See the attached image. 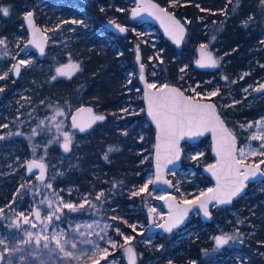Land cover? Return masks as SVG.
Instances as JSON below:
<instances>
[{
    "label": "rangeland",
    "instance_id": "rangeland-1",
    "mask_svg": "<svg viewBox=\"0 0 264 264\" xmlns=\"http://www.w3.org/2000/svg\"><path fill=\"white\" fill-rule=\"evenodd\" d=\"M46 1L47 0H43V2ZM116 1L118 0H107V3L110 8L112 7L123 12L127 11L128 14L136 2V0H120L119 3ZM177 1L178 0H168L166 7L169 8V6H174ZM14 4L15 0H0V9H9V14L7 16H4L2 11H0L1 26H4V22L10 17ZM19 4L21 5V3ZM54 10H56V8L51 11ZM60 15L61 14H57L60 18L59 20L56 17L50 21L51 15L48 14L47 19H49V28L45 29L50 38L52 36H57L51 39L52 44L61 45L62 48L70 47L79 42L82 38L80 34H78L79 29L76 25L83 24L85 19L61 18ZM83 26L87 28V30L90 29L86 23H84ZM127 26L142 37V40L146 41L152 49L147 59L141 58L146 66L148 76L151 77V84L160 86L167 83L168 77L164 70L161 69L160 65V61L163 59L162 52L165 50L164 44H162L165 36L161 33L158 26L150 22H129ZM25 39L26 36L24 35V43ZM0 41H3V43H0V77H2L0 78V94L2 95L7 88V80L13 78L11 73V61L18 57L19 51L17 50V46L14 47L16 52L13 50L14 48L9 46L5 36H0ZM17 45H19V43ZM107 45L117 48V42L110 35L107 40ZM202 45L204 46L203 48L201 47ZM133 48L134 55L136 56L137 47L134 46ZM196 50L197 56L193 59V66L188 63L182 64L179 67L180 76H184L185 73L187 75L196 68L202 69L196 65V60L200 51L206 50L215 53V51L209 47L208 40L201 41L197 45ZM66 51L67 52H62V54L71 55L69 50ZM118 51L120 54L121 51ZM217 58L218 61L215 66L209 69L212 72L209 78L198 80L185 78V81H180L183 85L177 83L179 82L178 80L168 83L180 86L191 96L213 99L220 110H227L228 114L225 115L227 117L226 120L227 122L229 121L230 127L239 137L240 146H243L245 149L243 156L238 155L237 152L238 159L247 163L264 161V155H261V153H264V139H253V136L264 137V113L256 119L248 118L239 121L232 119L230 116L231 111L236 112L234 111V106L238 104L250 105L255 100L264 99V90H261V85H264V74L240 87H229L227 82H224L226 74L220 71L222 66L221 59L218 56ZM36 60V55H33L31 52H24V67L30 68L35 64ZM149 64L151 65V69L147 71V65ZM251 72L252 70H243L238 79H233V83ZM139 74V65L138 69H129L127 71L124 84L126 89L123 91L128 94L124 100L122 99V101H120L121 106L119 110L111 112L115 118L99 124L96 130H92L89 133L95 134L96 132H102L103 129H111L115 133H121L124 136L130 133L132 135L137 134L138 140L145 141V146L141 149V151L144 152L142 160V162H144L149 156L153 157L154 140L153 142H149L147 138V135H149L147 131L149 121L147 120V122H143L141 125L136 126V121L128 122L127 119L130 115L141 113L143 109H145L144 106H140L134 101V99H139L141 96L143 97L140 85L133 83L135 78L138 79ZM195 76L196 74L192 75L193 78ZM212 77H215V82L217 84H214L215 82H213ZM27 84H29V82L24 83V93L22 90L16 91L19 95L15 96V101H13V103L8 102L4 104L6 107L12 108L14 104H17L19 108H22V105H24V134L31 147L30 151L32 150L30 154L24 155V160L33 155L35 158L48 160V148L52 146V143H56L57 140V143L62 146L65 141V133H67L74 149L79 150V146L83 142V139L70 124L69 117L75 107L89 102L82 97L78 98V96L77 98H73L72 96H69V98L64 96L62 98V96H60L59 103L56 100L54 101L51 96H43V98L34 101L35 94L32 95L26 92L28 87H33ZM223 87H225L226 90H222ZM31 88L30 90H32ZM214 91L217 92V95L212 96L211 93ZM23 97L24 103L22 102ZM238 108H240L239 110L241 111L243 110V107ZM97 110L101 113H105L99 109ZM17 117L21 118V113L17 114ZM42 121L43 123H41ZM210 147L211 142L209 138L203 139L200 142L183 143L182 166L178 169L169 170V176L175 184L172 192L180 201L195 199L213 186V182L203 172L204 165L215 160L214 157L208 153V148L210 149ZM120 148L106 145L104 155H108L110 152H116ZM253 153H255V155H253ZM71 156L72 154L70 157ZM64 157L65 156L61 153V168L57 170L61 173L59 177L64 176L62 175L63 164H67L69 161L68 158H70L68 156V158L66 157L67 160H64ZM49 163L51 166L49 178L46 181H40L39 179H32L27 175L24 162V180L15 183L12 182L10 187H14V191L11 197L5 205L0 204V239L4 241V243L0 244V255L2 257L0 264H82L80 259L74 255L81 249L82 243H80V241L84 240L83 236L85 233H89L86 237H90V240H94L93 238H95V236L92 234L97 229L102 230V234L109 239V244L104 246L105 252L102 259L93 263L87 262L86 264H130L129 248L134 249L136 253L134 264H178L173 261L170 255L165 254V240L170 238L171 233H178L177 235L179 236L176 240L179 241L176 242H181V239L185 237L186 240L189 241V237L193 235L195 237L204 233H207L205 234L207 240L211 239L210 233L212 230H210L209 226L205 224L206 222L200 218V211L198 209L193 210L187 224L179 227L177 230L171 233L157 231L147 235L149 225L148 210L150 209V212L153 213L154 222L156 224L161 223L168 213L161 202L166 191L154 188L152 187V183H148L149 180L153 181V165L150 166L145 164L142 167L144 176L141 182H138V178L132 175H129L128 178L121 175L119 185L112 184L111 178L103 179V182L108 181V185L98 188L95 192H91L89 190L83 191L79 186L55 187L53 182L56 172L54 170L52 158ZM19 166H23V164L20 162ZM262 167L264 169V163ZM5 172L6 171H4V173ZM7 182H11V180L7 179L5 183ZM98 182L101 184V181H96V183ZM145 184H148L147 188H144ZM10 187L7 188L9 189ZM141 189L144 190L141 191ZM263 190L264 178L253 183L249 187V191L251 192L247 193L242 199L245 201ZM101 193L103 195H101ZM133 193L138 194L133 195ZM98 196L99 199H97ZM133 198H136L137 201L134 203H129L127 201ZM22 200H24V209L21 207ZM117 200L121 201V203L117 202ZM67 203H72L76 211L65 208L64 205ZM82 204L83 207H80ZM242 207L243 204L240 208ZM221 208L223 207H215L214 212ZM36 212L40 213L39 218H37ZM21 213L24 215L21 216ZM49 216L52 217L51 221L48 219ZM25 217H27L28 223L24 222ZM56 217H59V219H56ZM236 220H240V218L236 216ZM33 225H35V227H33ZM236 225L237 224L234 225L233 230L229 233H233L234 235L240 233L239 227H236ZM29 232L32 233L31 237L27 235ZM54 233H64V235H57L53 238ZM81 233H84V235H81ZM44 237L48 239L45 240ZM125 237L129 239L126 240ZM37 238H39V243H37ZM213 238L214 243L210 246V250L204 254L207 258L217 256L218 252L225 249V247L217 248L215 236ZM57 239L61 240V247H65V251H71L73 255L66 256L64 252L60 250V247L57 246ZM65 239L70 240L71 243H75L76 248L72 249L71 243L64 246L63 240ZM45 243L49 244V248L46 249L43 247ZM96 243L99 244V242ZM14 249L18 250L14 251ZM50 249H54V251H50ZM240 253L238 254L240 255ZM191 262L196 263L197 259L193 258Z\"/></svg>",
    "mask_w": 264,
    "mask_h": 264
},
{
    "label": "trees",
    "instance_id": "trees-1",
    "mask_svg": "<svg viewBox=\"0 0 264 264\" xmlns=\"http://www.w3.org/2000/svg\"><path fill=\"white\" fill-rule=\"evenodd\" d=\"M157 1L165 6L168 2V0ZM65 4L66 2H64ZM85 6L86 10L76 8L77 11H60L61 17L64 18L85 19L83 24L76 25L79 29L78 34L82 38L79 42L68 47L73 57L80 60L83 69L75 77L62 81L60 96L62 98L64 96L67 98L69 96L82 97L87 102L94 104L97 109L107 113L108 119L112 120L115 117L111 112L119 110L120 101L124 100L128 94L123 91L126 89L124 84L127 71L138 69L137 52L135 56L133 47L140 49L144 59L148 58L152 49L146 41L142 40V37L129 28L126 34L108 30L110 36H116L117 48L107 45L102 51L90 50L88 45L93 35L88 36L90 33H86L82 36L86 31L93 32L94 25L102 28L106 19L110 20L116 16H119L120 20H124V23L127 24L131 19L127 11H119L110 8L109 5L106 9L99 10L96 8V0L85 3ZM168 9L173 10L180 18L187 21L189 26L188 38L182 48H177L166 38L162 43L165 50L162 52L163 59L160 61V65L168 77V82L178 80L177 83H180V81H185V78L198 80L211 76L212 72L209 69L198 68L187 75L185 73L184 76L179 74V67L182 64L188 63L193 66V59L197 56V45L205 40L209 41V47L215 51L216 56L220 57L222 64L220 71L226 74L224 82H227L229 87H240L264 74V0H191L189 3H186V0H178L174 6H169ZM84 23L90 27L89 30L83 26ZM91 26L93 27L91 28ZM118 50L121 51L120 54ZM150 69L151 65L149 64L147 71ZM243 70H252V72L233 83V79H238ZM193 74H196L194 78ZM150 78L149 76V80ZM215 81L214 77L213 82ZM133 83L139 85L138 79L135 78ZM222 90H226V88L223 87ZM134 101L140 106H144L142 97L134 99ZM238 107H243V110H239ZM234 109L236 112L231 111L230 115L234 120L257 118L264 113V99L255 100L250 105L238 104L234 106ZM222 113L227 115L228 111L225 110ZM127 119L128 122L136 121V126L147 122L145 109L141 113L130 115ZM97 128L98 125L93 130ZM147 131L149 132L147 135L149 142H153L154 127L150 122ZM80 135L83 142L79 146L76 158L78 160L77 172L84 177L79 184L83 191L95 192L98 189L97 185L88 181L87 174H90V178H92L94 175L93 165L103 163L102 158H104L106 145L121 147L116 152H110L105 156L109 174L114 171L116 175H123L125 178L132 175L138 178V182H141L144 176L142 167L145 164L153 165L152 156L142 162L144 152L141 149L145 146V141L138 140L137 134L130 133L124 136L111 129H103L99 133ZM63 166V174L68 179L69 170L66 168H69V163H65ZM7 187L6 184L0 187V204L4 203L6 198L11 197L14 191V187L9 189ZM250 192L248 190L247 193ZM127 201L134 203L137 199L133 198ZM242 204L243 207L240 208ZM236 216L240 220H236ZM205 224L214 233L225 232L222 234L235 236L236 239L230 240L227 245L223 246L224 250L210 258L204 255L212 245L206 239L205 234L195 237L193 235L189 237V241L186 240V237L181 239V242H176L179 241L176 239L172 242L165 240V254L170 255L173 261L178 264H264V190L245 201L240 198L235 200L232 206L215 211L212 219ZM235 224H237L236 227H239L240 233L234 235L229 232L233 230ZM193 258L197 259L196 263L191 262Z\"/></svg>",
    "mask_w": 264,
    "mask_h": 264
},
{
    "label": "flooded vegetation",
    "instance_id": "flooded-vegetation-1",
    "mask_svg": "<svg viewBox=\"0 0 264 264\" xmlns=\"http://www.w3.org/2000/svg\"><path fill=\"white\" fill-rule=\"evenodd\" d=\"M7 1H9V0H7ZM119 1L120 0H118V3H119ZM64 2H66L65 5H64ZM89 2H92V0H47L46 2H43V0H15V4L12 7V12H11L10 17H8V19H6V21L4 22V24H5L4 26L0 25V36H2V35L5 36L7 38L9 46H11L12 48L17 46L18 47L17 50L19 51L18 57L15 60L11 61V65H12V72L11 73L13 75V78L11 80H7V88L4 90V93L2 95L0 94V112H1V114H0V187L3 184H6L8 187H10L12 182L15 183V182H21V180H24V176H23L24 162H25V167H26L27 161L31 158H35L33 155V156L27 157L24 160V155L30 154L32 151V150L30 151L31 147L27 142L26 135L24 134V105H22V108H19L17 104H14V107L12 108V107H6L4 104H6L8 102L13 103V101H15V96L19 95L16 91L22 90L24 93V83L25 82H29V84H27V85H32V87H33V88L28 87L26 92H28L29 94H32V95L35 94V100L34 101H37L36 99L43 98V96H46V97L51 96L54 101L56 100L59 103V99H60V95H61L62 81H65V79H71V78H68V77H65L62 75H57L56 70L58 68H60L61 66H67L69 64H76V65L80 66V71H81L83 69V66H82V63L80 62L79 59H76L73 57L72 53H71V55L70 54L69 55L68 54L67 55L62 54V52H67L66 50H68V47L62 48L61 45L51 43V39L56 38L57 36H52L51 38L48 36V32L46 29L49 28V26H48V23H49L48 20L49 19H47V15L48 14L51 15L50 21L56 17L59 20L60 18L57 16V14H61L60 11H62V12H63V10L64 11H69V10L77 11L76 8H79L80 10H86L85 3H89ZM189 2H191V0H186V3H189ZM19 3H21V5ZM107 6H108L107 0H96V8H98L99 10L102 11V10L106 9ZM55 8H56V10L51 11L52 9H55ZM30 10L33 11V16H34V19L36 21V24L41 26L46 31V34L48 37L47 48H46V51H45V54L43 57L40 56L39 51L36 50L33 46H31L29 49H24L27 42L29 41V37H30V32H29V29L27 26V20L25 19L26 14L29 13ZM60 17H61V15H60ZM108 21H116L118 23L125 24L126 26L128 25L127 23H124V20L123 21L120 20L119 16H116L115 18H112L110 20L106 19L103 22L104 26H102V28H99L98 26L96 27V25H94V31L93 32H87L86 31L82 35V36H84L86 33H88V34L90 33L88 36L93 35V38L89 40L90 44L88 45V48L90 50L91 49H97V50L102 51V50H105V48L107 47V40L109 37L108 30L109 29L106 26V22H108ZM130 21L131 22H139V21H135L132 19ZM186 24L188 25L187 21H186ZM92 27L93 26H91V28ZM129 28L130 27H128V31H129ZM24 35L26 36L25 43H24ZM111 36L114 38V40L116 39L115 35H111ZM187 38H188V36L186 37V40H187ZM18 43H19V45H17ZM98 48H100V49H98ZM13 50L16 52L15 48ZM24 52H31L33 55L37 56V60H36L35 64L33 66H31L30 68L24 67ZM69 52H71V51H69ZM141 58H142V56H141ZM21 61H23V63H21ZM217 61H218V58H217ZM217 61H216V63H217ZM17 69H18V71H17ZM208 69H211V68H208ZM145 71H146V67H145ZM146 74L148 76L147 72H146ZM53 77H56V78L53 79ZM148 79H149V76H148ZM35 81H36V83H35ZM138 81H139V79H138ZM30 88L32 90H30ZM201 99H204V98H201ZM22 102L24 103V97L22 98ZM218 110L220 111V113L222 114L224 119L226 120L227 117L222 113V112H224V109L220 110L218 108ZM19 113H21V118L17 117V114H19ZM108 120L109 119L107 117L106 121H108ZM226 122H227V120H226ZM228 122H227V124L229 125ZM96 126H94V128ZM229 127H230V125H229ZM154 135H155V129H154ZM206 138H209V140L211 142L210 136H205L200 141H202L203 139H206ZM58 139H59V136H58ZM200 141H198V142H200ZM238 141H239V147H240L239 137H238ZM57 142H58V140H57ZM57 142L52 143V146L48 148V151H47L48 160L35 158V159H40V160L44 161L47 165V168H48L47 178L43 181H46L49 178L50 167H51L49 161L52 158L54 170L56 172V176H55V179L53 182L55 187H62V188L66 187V186H73V187L79 186L80 187V185H79L80 181H82V178H84V177H82L77 172V170H78L77 161L78 160H77L76 156L78 154V150L74 149V147L69 142V145L71 146L72 149H71V152L69 154L65 155L62 153V150H61L62 146H60V144ZM238 150H239V148H238ZM61 153L65 156L64 160H67L66 157L68 158V156L70 157V155L72 154V156L70 158H68L69 159V161H68L69 168H66L67 170H69L68 179H66V176L64 174H62V175H64L63 177H59V175H61V173H59V171H57L61 168ZM208 153L213 156L212 151H211V147H210V149L208 148ZM105 156L106 155L103 154V157H104V158H102L103 163H95L93 165V169H94L93 170L94 171L93 177L90 178L91 175L87 174V178H88L89 182H93L95 184L96 181H101V184H99V182L95 184V185H97L98 188L108 185V181L103 182V179L111 178L112 184H114V185H119L120 181H121V175H116L114 171L111 174L108 173V166L106 165L107 161H105V158H106ZM20 162L23 164V166H19ZM256 163H261V162L257 161ZM250 164H255V163H250ZM262 164L263 163H261V166H262ZM262 169H263V167H262ZM26 170H27V167H26ZM4 171H6V172L4 173ZM27 175H29V174L27 173ZM39 175H40L39 172H34V173L30 174L29 176L32 179H39L40 180ZM114 178H116V179H114ZM7 179H10L11 182L5 183V181ZM113 180H115L116 182ZM40 181H42V180H40ZM256 182H258V181H256ZM253 183H255V182L253 181V182L248 183L246 194L249 190V187ZM9 198H6V201L2 204L5 205V203H7ZM237 199H235V200H237ZM117 202L121 203V201H118V200H117ZM21 204H22L21 205L22 209H24V200L21 201ZM232 205L233 204H231L229 206H232ZM215 207H217V206L214 205L211 207L212 215H211L210 219H208L204 222H207V221L212 219ZM218 208H220V207H218ZM177 234L178 233H171L170 238L167 240L169 242H172V240L176 239L179 236ZM204 234H207V233H204ZM210 234H211V239L209 240V242H210V244H213L214 243L213 237L215 236V238H216L217 234H222V233L211 232ZM222 235H224V234H222Z\"/></svg>",
    "mask_w": 264,
    "mask_h": 264
},
{
    "label": "water",
    "instance_id": "water-1",
    "mask_svg": "<svg viewBox=\"0 0 264 264\" xmlns=\"http://www.w3.org/2000/svg\"><path fill=\"white\" fill-rule=\"evenodd\" d=\"M29 12L32 13L31 17V24H29L27 20V26L30 32V37L29 41L27 42L26 46L24 49H29L31 46H33L36 50L39 51V54L41 57L44 56L46 48H47V43H48V37L46 34V31L39 25L36 24V21L33 16V11L30 10ZM165 14L168 17H171V20L165 19ZM129 16L132 20L135 21H145V22H150L154 23L155 25L158 26L160 29L161 33L165 36V38L173 43L177 48H182L185 41L186 37L188 36L189 33V27L186 24V22L180 18L174 11L169 10L166 6L161 4L157 0H136L135 4L132 6L129 12ZM163 20V22H162ZM172 21H178L179 26L184 29L183 33H179V31L176 29L175 25L172 23ZM106 26L110 31L116 32V33H122L125 34L128 31V27L125 24L118 23L116 21H108L106 22ZM123 28L124 31H120V29ZM167 28V30H166ZM177 40L179 43H177ZM41 49L43 51L41 52ZM211 55L212 59L217 61V57L215 53L209 52L206 50L200 51L198 53V57L196 60V65L199 68L203 69H208L212 68L213 66L210 64V62L206 59L208 55ZM198 61L204 63L206 66L201 67ZM137 62L140 66V74H139V84L143 90V101H144V107H145V114L146 118L149 122L152 123L155 129V135H154V148H153V169H154V177L152 181V187L154 188H159L163 189L166 191V194L162 197L161 202L164 206V208L168 211V213L165 216V219L159 223L156 224L154 222V216L153 213L150 212V209L148 210V218H149V225H148V230H147V235L153 234L157 231H164V229L160 228L159 225L164 224L167 225L168 223L172 222L180 213L181 210L184 208L188 209L187 215L184 217V220L181 224H179L177 227L173 228L171 232L177 230L179 227L185 225L187 221L190 218V214L193 210L198 209L200 211V218L203 221H206L210 219L212 215L211 207L212 206H217V207H226L231 204H233L235 199H239L243 197L246 194L247 191V186L249 182H256L259 181L264 177V170L262 169L261 163H255V164H250L247 162H242L239 165L240 168V173L241 175L237 178L235 175L229 178V180H225L223 175H222V182L223 183H229L231 179H243V175L245 174L246 171H255L257 173L256 177L253 178L251 175H249V180L245 181L244 188L242 189L241 193L238 194L236 197H233L230 203H224V204H219L217 203L216 200H212L211 202L208 203V210L210 215L209 216H204L203 210L199 208V203L201 201H204L206 199V196H211L214 195L215 192L209 193V189L204 191L199 197L192 199V200H187V201H180L176 195L172 192V190L175 187V184L173 180L169 176V170H174L178 169L182 166V155H183V143L186 142H198L200 141L203 137L205 136H210L211 138V151L212 154L215 158L213 162L207 163L203 167V171L205 175H207L213 182V186L211 189L215 190L217 188V178L216 176L213 175V171H217L218 173L220 172V157L217 155V143L218 140L220 139L221 135L224 133H221L219 129H217V132L214 136L213 131L211 128L207 131H203L202 134H195V133H190L188 132L187 129H185V134L180 136L179 141L176 145V148L178 149V154L176 151L169 152L166 150L165 146V141L160 138L161 137V132L160 130L156 127L155 121L152 119V117L148 114V106H147V101L145 99V93L146 92H151V93H158L161 89H163L164 93H168V89H176L178 92L182 93L183 96L188 97L192 100L193 103H199V104H208L212 105L215 109V113L217 116H219L220 122L223 125V128L227 130L226 134H230V138L234 139L235 142V149H234V155L237 160V151L239 148V141L237 135L232 131V129L229 127L227 124L226 120L218 110V106L216 102L212 99H201V98H196L193 97L189 94H187L183 88L176 84L172 83H166L160 86H156L155 88L149 89L147 88L148 84H151L150 80L148 79V76L145 71V65L141 61V51L139 48H137ZM76 65V64H75ZM60 68H64L65 71L70 72V75H62L68 78H72L75 75H77L80 71V66L78 65L77 70H72L70 68H67L66 66H61ZM141 76L143 77L141 79ZM164 86H167L166 88ZM261 90H264V88H261ZM97 116H103V120H96L94 119ZM108 115L106 113H101L97 110V108L90 104V103H84L81 104L77 107H75L69 117V121L71 125L80 133V134H87L89 133L94 126L106 121ZM80 128H83L84 131H80ZM65 143V142H64ZM64 143L62 144L61 150L62 153L67 155L71 152V146L69 145L68 151L64 150ZM160 145L159 147V161L157 160V145ZM171 161L170 163L168 161ZM35 162L36 165H43V169L40 167H32L31 170H29V165ZM159 165V167H158ZM257 165L259 167L257 168ZM214 166V167H213ZM27 167V173L30 175L34 172H39V177L40 180H45L47 178V173H48V168L47 165L44 161L40 159H35L31 158L27 161L26 164ZM210 168L212 170H210ZM42 176V178H41ZM159 177V178H157ZM215 183V184H214ZM171 232H166V233H171ZM222 234H217V236H221ZM216 236V237H217ZM132 249V248H131ZM132 255L134 257V263L136 260V253L134 249H132ZM2 261V257L0 255V263ZM129 263L132 264V260L130 259L129 256Z\"/></svg>",
    "mask_w": 264,
    "mask_h": 264
},
{
    "label": "snow or ice",
    "instance_id": "snow-or-ice-1",
    "mask_svg": "<svg viewBox=\"0 0 264 264\" xmlns=\"http://www.w3.org/2000/svg\"><path fill=\"white\" fill-rule=\"evenodd\" d=\"M2 11L4 16H7L9 14L8 8L0 9ZM31 17L32 13L29 12L26 14L25 19L28 20L29 24H31ZM165 19L171 20V17H168L165 14ZM75 22V21H74ZM163 22V20H162ZM172 23L175 25L176 29L179 31V33H183L184 29L179 26L178 21H172ZM167 30V28H166ZM120 31H124L123 28L120 29ZM0 43H3V41H0ZM177 43L179 41L177 40ZM204 47L203 45L201 46ZM43 49H41V52ZM206 59L210 62L212 66H215L216 61L212 59L211 55L209 54ZM23 63V61H21ZM201 67L206 66L204 63L198 61ZM67 68H70L72 70H77L78 65L75 64H69L66 66ZM18 71V69H17ZM57 75H70V72L65 71L64 68H58L56 70ZM2 78V77H0ZM56 77H53L55 79ZM143 77L141 76V79ZM155 84H148L147 88L152 89L155 88ZM165 88L167 86H164ZM261 88H264V85H261ZM212 96L217 95V92H212ZM145 99L147 101L148 106V114L152 117V119L156 123V127L161 132V137L165 141L166 150L169 152L176 151L178 154V149L176 148V145L179 141L180 136L185 134V129L188 130L190 133L195 134H202L203 131H207L211 128V130L214 133V136L217 132V129L221 131V133H224L221 135L220 139L217 143V155L220 157V172L213 171V175L217 178V188L215 190L209 189V193L215 192L214 195L206 196V199L204 201H201L199 203V208L203 210L204 216H209V210H208V203L212 200H216L219 204L224 203H230L233 197H236L238 194L241 193L242 189L244 188L245 184L244 182L249 180V175L251 177L255 178L257 173L255 171H246L243 175V179H231L229 183H223L222 182V175L225 180H229L230 177L235 175V177H239L241 175L239 165L242 163V161L237 160L234 155V149H235V142L234 139L230 138V134H226L227 130L223 128V125L220 122L219 116L216 115L215 109L212 105L208 104H199V103H193L192 100L188 97L183 96L182 93L178 92L176 89H168V93L165 94L163 89H161L158 93H151L146 92L145 93ZM61 114V113H57ZM94 119L96 120H103V116H97ZM43 123V121L41 122ZM80 131H84L83 128H80ZM253 139H264V137H257L253 136ZM65 143L63 145L64 150L68 151L69 142L70 139L65 133L64 135ZM159 147L160 145H157L158 153H157V160L159 161ZM241 156H243V151H241ZM255 155V153H253ZM261 155H264V153H261ZM171 162L170 160L168 161ZM261 163H264V161H261ZM32 167H40L43 169V165H36L35 162L29 165V170H31ZM159 167V165H158ZM214 167V166H213ZM259 165H257V168ZM210 170H212L210 168ZM42 178V176H41ZM159 178V177H157ZM148 183H152L151 180H149ZM148 184L144 185V188H147ZM144 189H141L143 191ZM138 193H133V195H136ZM101 195H103L101 193ZM204 195V194H202ZM99 199V196L97 197ZM65 208L70 209L72 211H76L75 206L72 203H67L64 205ZM80 207H83V204L80 205ZM188 209L184 208L181 210V213L170 223L167 225L161 224L159 225L160 228L164 229L166 232H171L173 228L177 227L179 224H181L184 220V217L187 215ZM21 216L24 214L21 213ZM37 218H39L40 213L36 212ZM49 221H51L52 217H48ZM56 219H59V217H56ZM25 223H28L27 217H25L24 220ZM35 227V225H33ZM29 237H31L32 233H27ZM57 235L63 236L64 233H54L53 238H55ZM81 235H84V233H81ZM45 240H47V237H44ZM74 239V238H73ZM125 239H129L128 237H125ZM235 236H227V235H221L217 236L215 238V244L217 248H221L229 243L230 240H235ZM4 243L3 239H0V244ZM37 243H39V238H37ZM71 241L68 239L63 240V245L67 246L70 244ZM80 243H87L91 244L92 242L89 240H83L80 241ZM56 244L58 247H60V250L64 252L66 256H71L73 253L71 251H65V247H61V240L57 239ZM44 248H49V244L45 243L43 245ZM71 248L75 249L76 244L71 243ZM18 249H14L16 251ZM50 251H54V249H50ZM128 252L130 254V259L132 260V264H134V257L132 255V249L129 248Z\"/></svg>",
    "mask_w": 264,
    "mask_h": 264
},
{
    "label": "bare ground",
    "instance_id": "bare-ground-1",
    "mask_svg": "<svg viewBox=\"0 0 264 264\" xmlns=\"http://www.w3.org/2000/svg\"><path fill=\"white\" fill-rule=\"evenodd\" d=\"M241 151H245L243 146H240L239 151H238V155L241 156ZM89 233H85L84 240H89L92 243L91 244H87V243H82V247L81 249L75 253L74 256H76L78 259H80L82 264H86L87 262L89 263H93L97 260H100L103 258L104 256V246L106 244H109V239L102 234V230H96L92 235L95 236V238H93L94 240H90V237H86ZM99 242V244H97L96 242Z\"/></svg>",
    "mask_w": 264,
    "mask_h": 264
}]
</instances>
